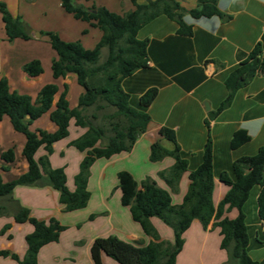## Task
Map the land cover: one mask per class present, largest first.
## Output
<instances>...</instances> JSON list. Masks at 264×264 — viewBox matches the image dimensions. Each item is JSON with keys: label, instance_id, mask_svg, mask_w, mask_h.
<instances>
[{"label": "crops", "instance_id": "crops-1", "mask_svg": "<svg viewBox=\"0 0 264 264\" xmlns=\"http://www.w3.org/2000/svg\"><path fill=\"white\" fill-rule=\"evenodd\" d=\"M116 1L121 4V0ZM154 1L139 0V4L147 5ZM172 1L178 3L184 12L183 22L191 28V35H180L178 24L164 16L156 18L138 32L137 39L147 41L148 68L123 80L122 89L131 97L135 107L146 91L157 90L155 100L146 109L150 122L129 152L96 161V180L92 182L89 179L88 182L90 200L87 207L71 213L63 212L59 194L49 186H18L14 189L12 199L28 209L31 217L40 221L55 219L66 228L57 243L48 244L39 251L38 264H92L89 248L97 238L115 236L135 246H146L152 241L133 222L129 209L121 206V194L117 189L118 173L128 172L138 185L144 180H151L170 194L172 205L178 206L189 187L188 173L201 163L209 137L214 175L212 202L216 207L227 192V188L219 182V175L229 173L237 159L255 155L263 144L264 0H216L217 9L227 20L190 17L189 11L203 0ZM0 2L5 4L11 16L20 17L31 33L29 41L8 42L0 15V79L7 81L11 92L26 95L33 101L43 86L54 84L58 92L54 96L53 106L66 86V99L70 108L76 107L83 90L73 75L58 80L52 78L51 63L57 56L47 38L40 36V33H56L66 43L79 41L87 50L98 44L102 33L66 13L60 0ZM123 3V8H115L117 5L113 0H101V4L95 2L97 7H104L119 15L134 9L129 0H123ZM89 5L90 2L86 4ZM35 33L39 34V38L34 37ZM257 45L261 48L262 70L235 92L228 108L214 115L227 95L224 81ZM35 60L41 63L42 74L29 78L23 72V66ZM162 128L174 132L176 144L188 163L187 172L181 176L176 191H171L158 177V173L173 166L174 160L164 158L156 163L149 161L152 145L159 144L168 150L172 148L159 135ZM30 130L52 133L55 126L49 121L48 115H44L30 126ZM237 131H245L250 140L232 149V136ZM83 133L84 130L75 128L71 123L68 138L54 144L53 152L48 157L53 169L64 170L66 186L71 192L74 190L73 179L85 153L69 147V143ZM24 143L25 138L13 131L8 118H3L0 122V174L3 182H11L27 172L28 165L22 156ZM9 149L14 150L15 160L12 164H5L1 154ZM44 155L45 152L39 150L36 159ZM3 167H8L7 172L1 171ZM258 193V187L251 190L243 211L249 235L248 255L256 264H264V221L258 215ZM96 195L99 201L91 209V201ZM7 204V200H0V251H8L23 258L27 249L25 237L33 228L28 223H15L12 213L3 215ZM95 213L100 214V217L90 219ZM236 216V210L225 215L229 219ZM151 223L161 240L173 241L172 231L168 227L157 219H151ZM7 226L9 229L1 234ZM183 239V249L175 264H192L185 260L190 250L199 253L201 264L226 262L227 258L220 249L219 230L212 223L203 230L197 221H193ZM102 263L117 264L105 256L102 257ZM0 264L16 263L9 258H0Z\"/></svg>", "mask_w": 264, "mask_h": 264}, {"label": "trees", "instance_id": "trees-1", "mask_svg": "<svg viewBox=\"0 0 264 264\" xmlns=\"http://www.w3.org/2000/svg\"><path fill=\"white\" fill-rule=\"evenodd\" d=\"M129 1L134 9L119 15L94 4L85 6L89 0H60L66 13L102 33L100 41L91 50L84 49L79 41L63 42L56 33H40V36L47 38L57 56L51 63L52 78L58 80L73 75L77 85L83 90L76 107L70 108L66 99V86L53 106L54 96L58 92L54 84L43 86L33 101L26 95L11 92L7 81L0 79V122L3 118H8L13 131L25 138L22 156L28 165L27 172L11 182H3L0 174V200L8 201L2 214L12 213L15 223H28L33 228L25 237L27 249L23 258L8 251H0V258H9L16 264H38L39 251L48 244L57 243L60 234L66 230L55 219L40 221L31 217L28 209L12 199L16 187L49 186L59 194L63 212L83 210L90 199L87 185L89 169L93 163L129 152L137 138L147 130L150 117L146 109L155 100L157 90L146 91L135 107L131 97L122 89L123 80L148 68L147 41H139L138 32L160 16L175 21L179 26L178 33L182 36H190L191 28L184 24V12L175 1L155 0L147 5L139 4V0ZM0 15L8 42L31 39L27 24L20 17L11 16L1 2ZM188 15L195 19H228L217 9L216 0L200 1ZM85 33L84 31L83 34ZM102 49H106L107 56L103 63L97 64ZM262 66L261 48L257 45L224 81L227 95L214 115L230 106L235 92L260 72ZM23 72L29 78L39 77L42 74L41 63L36 60L29 62L23 66ZM109 109L113 112L102 114L99 120L98 114ZM44 115H48L55 131L48 133L30 130V126ZM71 123L75 128L84 130V133L71 141L69 147L85 153L73 179L72 192L66 186L64 170L53 169L48 160L53 152V145L68 138ZM159 135L172 148L168 150L159 144L152 145L149 161L156 163L164 158L174 160L173 166L158 173V177L171 191H176L181 176L187 172L188 163L182 157L172 130L162 128ZM249 140L245 131H237L232 136L231 148L237 149ZM39 150H43L45 155L36 159ZM1 159L5 164H12L15 160L14 150L2 153ZM7 170L8 167L1 169L3 172ZM218 179L227 188V192L215 207L212 202L214 175L209 137L203 149L201 163L188 173L189 187L178 206L172 205L170 194L151 180H144L138 185L128 172L118 173L120 204L129 209L133 222L152 241L146 246H135L115 236L97 238L89 248L92 264H103V256L117 264H175L183 249V235L193 221H197L203 230L211 223L219 230L220 249L227 256L224 264H256L247 251L249 235L243 208L251 190L258 187L256 205L259 218L264 221V142L255 155L237 159L230 172L221 173ZM231 210L237 211L234 219L225 217ZM151 219L159 220L172 231V242L160 239ZM8 229V226L5 227L1 234Z\"/></svg>", "mask_w": 264, "mask_h": 264}, {"label": "rangeland", "instance_id": "rangeland-1", "mask_svg": "<svg viewBox=\"0 0 264 264\" xmlns=\"http://www.w3.org/2000/svg\"><path fill=\"white\" fill-rule=\"evenodd\" d=\"M104 1H106V0H104ZM89 2H90V4H94L95 6H96V4H98V3H100L101 4V0H89ZM95 2H96V4H95ZM103 2V1H102ZM113 2L115 3V5H117V6H115V8L116 7H118V8H123V5H124V3H123V0H121V4H117V1L116 0H113ZM85 6H86V4H84ZM106 56H107V51H106V49H102L101 50V52H100V56H99V59H98V62H97V64H101V63H103L104 61H105V59H106ZM113 112V110L112 109H109V110H106V111H103V112H101V113H99L98 114V118H99V120L101 119L100 118V116L102 115V114H111ZM85 157V156H84ZM95 163H96V161L93 163V165L90 167V169H89V178H88V182H89V179L92 181V182H94V180H96L95 179V173H96V168H94V165H95ZM123 172V171H122ZM87 189H88V185H87ZM89 191V190H88ZM90 193V192H89ZM93 193V192H92ZM92 197H93V195H92ZM90 200V199H89ZM97 200L99 201V198L97 197V195H96V197L94 196V198H93V200L91 201V204H90V207H91V209L94 207V204H95V202H97ZM89 202V201H88ZM87 207V206H86ZM85 209V208H84ZM95 210V209H94ZM97 213H95V215L93 216V217H100V214L98 215H96ZM224 254H225V252L224 251H222ZM225 257L227 258V256H226V254H225ZM200 258H199V253L196 251V250H194V251H192V250H190L189 252H187V255H186V258H185V260L186 261H190V262H193L194 264H201V262H200V260H199ZM227 261V260H226ZM192 263V264H193ZM217 264V263H216ZM221 264H224V263H222L221 262Z\"/></svg>", "mask_w": 264, "mask_h": 264}, {"label": "water", "instance_id": "water-1", "mask_svg": "<svg viewBox=\"0 0 264 264\" xmlns=\"http://www.w3.org/2000/svg\"><path fill=\"white\" fill-rule=\"evenodd\" d=\"M34 37H35V38H39V34H38V33H35V34H34ZM206 109H207V108H206Z\"/></svg>", "mask_w": 264, "mask_h": 264}]
</instances>
